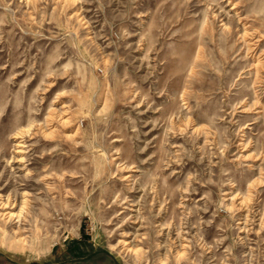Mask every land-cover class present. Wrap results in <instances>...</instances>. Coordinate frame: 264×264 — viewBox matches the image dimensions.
Wrapping results in <instances>:
<instances>
[{
    "label": "rangeland",
    "instance_id": "rangeland-1",
    "mask_svg": "<svg viewBox=\"0 0 264 264\" xmlns=\"http://www.w3.org/2000/svg\"><path fill=\"white\" fill-rule=\"evenodd\" d=\"M0 264H264V0H0Z\"/></svg>",
    "mask_w": 264,
    "mask_h": 264
}]
</instances>
